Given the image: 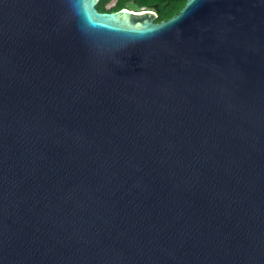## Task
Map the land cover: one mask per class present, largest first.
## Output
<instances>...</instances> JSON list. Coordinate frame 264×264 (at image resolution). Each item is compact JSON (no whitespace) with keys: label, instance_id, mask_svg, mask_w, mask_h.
I'll list each match as a JSON object with an SVG mask.
<instances>
[{"label":"water","instance_id":"obj_1","mask_svg":"<svg viewBox=\"0 0 264 264\" xmlns=\"http://www.w3.org/2000/svg\"><path fill=\"white\" fill-rule=\"evenodd\" d=\"M99 2L0 0V264H264V0Z\"/></svg>","mask_w":264,"mask_h":264},{"label":"trees","instance_id":"obj_2","mask_svg":"<svg viewBox=\"0 0 264 264\" xmlns=\"http://www.w3.org/2000/svg\"><path fill=\"white\" fill-rule=\"evenodd\" d=\"M185 2L186 0H100L96 9L102 13L115 12L124 8L134 11H152L156 14L155 22H160L177 14ZM111 3L114 5L107 8Z\"/></svg>","mask_w":264,"mask_h":264},{"label":"rangeland","instance_id":"obj_3","mask_svg":"<svg viewBox=\"0 0 264 264\" xmlns=\"http://www.w3.org/2000/svg\"><path fill=\"white\" fill-rule=\"evenodd\" d=\"M114 4L113 3H111V4H109L108 5V7L107 8H110V7H112Z\"/></svg>","mask_w":264,"mask_h":264},{"label":"flooded vegetation","instance_id":"obj_4","mask_svg":"<svg viewBox=\"0 0 264 264\" xmlns=\"http://www.w3.org/2000/svg\"><path fill=\"white\" fill-rule=\"evenodd\" d=\"M129 9V8H128ZM129 10H131V9H129Z\"/></svg>","mask_w":264,"mask_h":264}]
</instances>
